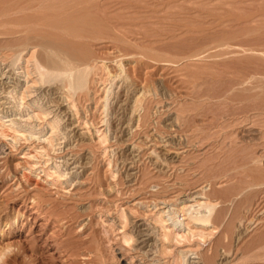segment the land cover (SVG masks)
Returning <instances> with one entry per match:
<instances>
[{"label": "rangeland", "instance_id": "1", "mask_svg": "<svg viewBox=\"0 0 264 264\" xmlns=\"http://www.w3.org/2000/svg\"><path fill=\"white\" fill-rule=\"evenodd\" d=\"M22 1L23 0H16L15 5L17 6L18 4L17 7L14 5L15 0H13V2L10 0L0 1V89H2V91L4 90L3 88L8 85L9 80V84L13 83L12 81L14 78L11 77H16L15 71L17 70L13 68L16 66L14 62L16 58L14 57L18 54H16V51L19 52L18 49L25 46L24 37H26L25 35L28 37L29 34L27 32L26 34L25 31H23L24 33L18 32L25 30L23 29L25 25L23 21L25 20L21 21V19L23 17V19H25L27 14L31 15L37 12L36 8L38 5H34H36V2L37 4L39 2V0H35V4L32 3V5H30L34 0H28L29 3L27 0H24L26 2L25 6L21 4ZM24 1L22 3H24ZM91 1H95L94 3L98 1V6L103 7V9L101 8L103 12L99 10L100 7L97 12L99 14L101 11L100 13L102 15H99L102 17L105 15V24L109 25L106 26V32L103 34V36H105L104 39H102V36V38L98 40H86V45L89 50L97 59L104 60L107 67L105 70L97 71L98 75H95L93 72L90 74L92 83H89L90 90L86 89V92L88 96L91 95L90 97L92 98L88 97V101L86 100L85 102L82 100L78 105L79 115L81 116L80 120L82 122L84 120L87 123L85 125L86 127L82 124V129H80L83 131L84 128L85 134H81L78 127L74 128V125L72 126V132L62 128V133H59L60 137H62L57 141L61 142L59 144L60 146L54 145L48 147L47 145V151L43 154V151H41L42 153L39 151V146L41 144L43 145L42 141L37 138L36 140L27 133H25L27 135L22 138L21 135L19 136V133H15L10 129L7 132L9 135L3 136V130L1 129L2 120H0V143L6 144L7 142V144L14 143L15 145L14 149L0 160V167L2 168L0 172V256L2 258L4 257V260L2 258L0 259V264H99L98 262L101 260L109 264L112 262L116 264V262H114L116 257H114L113 247H116L120 242V240L117 239L120 235H116L115 233L121 230V228L116 230V232L112 231L113 233L111 230L108 231L110 233L108 235V232L103 228L102 222H100L101 219H99V215L101 214L102 218L106 219V223H108L107 221H115L116 223H114L117 225L118 218L116 217L119 211L124 207L130 219L128 220V229L131 230L132 233L134 229V233L136 234H133L135 238H137V228H140L137 224L146 220V216H143V213L148 212L144 215H149L150 211L155 209L154 204L159 202L160 198H165L166 200L169 198V200L172 199V204H170L171 207L178 208L184 200L190 199L192 202L191 199L200 198L198 196L207 193L206 195L210 196L212 201L219 202L220 207H218L223 210L219 215L217 214V217L213 218V226L219 227V229L217 228L218 230L215 228V236L219 238L222 234L220 235V233H217L223 229L225 224L230 222L229 220L232 212L235 210L240 211V208L246 211L247 207L245 208L244 196L248 193V190H243V192L246 193L245 195L239 194V196L237 194L238 191H240L239 186L242 185L241 182H245L246 180L247 182L252 181V175H255L254 179L257 178L256 180L258 181L257 186L264 183V110H262L264 107H262L263 103L261 105V102L264 100V67H262L263 69L261 68V66H264V52L262 51L264 49V0ZM27 5L28 7L30 6L29 8L36 7L33 8V10L35 11L36 9V11L33 12L32 9H30L31 11L29 10L30 12L26 11L25 9H29ZM193 6H196V9ZM11 8L12 11L9 12L8 10ZM19 9L21 10L20 13L18 11ZM13 10H15V12ZM13 12L15 14H13ZM8 13L11 15H8ZM12 14L16 16L19 15L17 16L18 18L13 16L12 19L14 22L11 19ZM248 14H251L252 17L248 16ZM233 15L235 17H233ZM20 16L22 18H20ZM106 16H109V20ZM14 18L20 20L22 25L19 24V21L14 20ZM107 20L111 24L108 23ZM16 22L18 26L21 25L22 28H18L15 24ZM26 26L27 24L24 28ZM248 27L251 28V31ZM20 28L21 30H19ZM109 28L110 32L107 31ZM235 29L236 32L242 30V34H245L243 31H247L249 36L247 34H245V36L242 34L240 35L241 32L238 33L239 36L235 32ZM252 31H255V34L259 32L257 33L258 35H255L258 39L254 37ZM107 33L111 34L108 35ZM236 35H238L237 39L239 38L240 41H237ZM206 37L208 41L205 40ZM255 38L259 41L255 40ZM247 40H253V45H256L253 46L255 48L251 46L252 44L247 45L251 43H247ZM236 41L241 42V46L237 44ZM227 42L232 44V48L230 47L232 51L229 48V43L226 45ZM259 42L262 44L261 47L263 46V49L259 46L257 47V45H260ZM203 43L206 44V46ZM207 45L210 46L208 47ZM211 46L213 49H211ZM239 47H242V51ZM140 48L143 49L141 50ZM228 50H230L231 53H229ZM252 50H254V52H252ZM192 51H194L195 56L187 54ZM197 51L198 54L200 53L199 55L197 54L200 57L196 56ZM216 51L219 53L218 55H220L219 59L218 55L215 58L217 54ZM255 51L258 53L256 54ZM250 53L253 54L251 55ZM156 54L157 57L155 56ZM210 54H212V56ZM100 55L102 57H100ZM165 55L167 57H165ZM176 55L178 58H176ZM250 55L253 57L256 56L255 59ZM258 56L261 59H258L261 65L255 61L257 60L256 58H259ZM246 58L247 62H245L247 64L249 63L251 66L254 64L256 66L258 65L257 68L260 67L261 69L258 68V71L255 65L252 67L249 65L247 66V64L242 62L246 60ZM174 59H176V61H174ZM241 59L244 60L241 61ZM226 60L228 62L230 60L232 61L230 63L235 65L237 72L239 70L238 74L236 70L233 69L234 67L230 68V71L234 70L233 73H230L228 67L232 65L227 63ZM226 65L228 66L225 67ZM249 67L255 68L256 70H249ZM241 70L246 74L248 73L251 79H248L247 75L241 77L243 75L242 72H240ZM260 70H263V72H260ZM216 74L218 75L216 76ZM239 74L242 75L240 76ZM250 74L261 76H259L258 79L257 76L252 75L253 78ZM6 79H8V81ZM242 79L244 80L243 85L239 84V82L243 83ZM245 83H247V85ZM260 83L263 85V88L259 87L258 89V87H255ZM54 84H56V86L59 85V83ZM54 84L47 83L42 89L38 90V96L42 94L44 96H42L44 102L56 96L55 94H51V97H49L50 94L48 95L49 91H52V89L56 87ZM235 88H238V93H235L237 92ZM42 90L44 91L42 92ZM253 90L256 92V95ZM261 90L263 92L260 95L259 93ZM226 91L229 92L227 93ZM106 92H108L107 95L109 94V102L107 101V110H105L103 114L102 109L105 106V102H103L102 105L99 104L100 109H98L96 108L95 101L101 98L104 99ZM3 93V95H6V92ZM258 94L261 97H258ZM76 95L77 93H75V97ZM0 96L2 95L0 94ZM241 96L244 98L247 97L244 100H246L247 103L249 102L248 106L247 103L241 99ZM254 96L256 99L253 98ZM234 97L235 99H232ZM237 97L240 98L238 99ZM257 98H259V102ZM2 100H6V98H1L0 102ZM136 100H138L137 108H135L136 103H134ZM222 100L226 104L221 102ZM231 100H235V103L231 102ZM239 101L244 104H241L244 109L240 111L239 109H241L242 106ZM9 104L12 105V103H5V105L0 106V109L4 108V106H9ZM255 105H257V108L261 111L257 109ZM249 106L253 108L251 109ZM238 107H240L238 111H235ZM14 108L16 109V107ZM7 109L8 108H5V110ZM8 110H10L9 113H12L10 107ZM14 110L13 112H15ZM229 111H231V113ZM237 112L240 114H237ZM243 112L245 113L243 114ZM2 114L3 111L0 110V115ZM248 115L251 117H247ZM18 116L21 115L18 114ZM239 117L242 119L240 120ZM65 119L66 120L63 122L66 124L69 123V119H67V117H65ZM247 119L249 120L247 121ZM34 120V123L39 121L38 119ZM184 120H186V123ZM237 120L240 124H238L239 122ZM234 122L235 124L233 125ZM223 123V127L227 124H229V126H225V129L221 128ZM259 124L262 125L260 126ZM86 128L88 130H86ZM96 128L101 130L106 129V132L104 131V133H106L105 143L101 142L99 139L100 135L99 132L96 131ZM67 132H71V136H66V138L64 136ZM63 133L64 136L62 135ZM27 136L28 138H26ZM29 136H31V138ZM12 138L14 139L13 141ZM14 141H17V143ZM58 147H62L63 150ZM55 149L56 151L59 150L57 151L58 153L54 151ZM245 149H249V154ZM26 152L28 153L27 155L32 154L33 156L23 160L24 158L21 156ZM242 153L244 156H241ZM66 154H70L68 157L72 158L70 159L71 169H68L69 172L71 171V174L68 173V177H65L68 178L69 182L51 184L41 181L40 185L38 187L36 186L35 189L33 187L35 183L32 182H35L36 173L40 172L41 176L45 177V172L41 171L42 168L49 166L47 169L53 171V162L55 160L65 159V156L67 157ZM51 157H53V159H51ZM37 162L43 164L44 167ZM29 163H37V165H41V168L38 167L39 169L35 172L29 168ZM225 166L228 169L225 168ZM23 170H27L26 173L28 176L26 177H29L27 182L25 180L26 177L21 178ZM250 173L252 174L251 176ZM70 175L71 177H69ZM50 177L54 176L51 175ZM235 180L237 183H233L236 182ZM231 183L233 185H231ZM203 185L205 186L202 187ZM234 188L237 189L235 190ZM224 191L234 193L231 195L228 194L231 196V199L228 200V197H225ZM85 195L86 198L84 197ZM34 197L35 201H32ZM257 197H255V199H257ZM232 199H234L235 202L232 201ZM262 199L264 200V198ZM263 200V206L262 204L259 206L260 211H258V207H256L257 209L254 208L255 210H252L250 213L251 215L255 211V215L251 216L254 217L255 220L260 217L261 224L256 223L259 219H257L258 221L253 219L252 223L249 222L248 219L239 226L241 222L238 221V218H236L237 220L235 219L236 222H234V227L236 230L234 228L233 230H235V233L237 230V233L245 231V233L243 232L245 235H242L239 239H237L238 236L234 237L231 244L235 246L230 245L231 247L228 248L232 250L229 254L234 252V254L230 256L231 258L229 257L232 259L234 256V264H250L252 261L261 264L262 262L264 263V261L261 262V257H259L261 259L260 261L256 259L257 261L252 260L250 262L251 259H248V262L246 256L249 252L248 244L251 243L252 239L258 238V235L264 232ZM242 202L244 203L243 206ZM160 205L162 207L163 205L166 206V204L163 203H160ZM167 208L169 209L170 206H167ZM131 212L133 214H130ZM141 212L143 217H139L141 216L139 215ZM16 216L19 217L20 223L10 230L9 224L7 223L13 221ZM181 217L182 216H180V218ZM254 222L256 224H254ZM152 225H149L151 230L156 229L154 228L155 226L153 225L152 227ZM102 230L105 235L102 234ZM235 233L234 235L236 236ZM152 234L154 236L150 240L152 246L149 247L151 248L150 253L154 252L152 254L154 256L159 240H157V234L154 232H152ZM217 238H215V240ZM236 239L239 241L237 242ZM130 242L132 245L136 242L133 246L141 245L135 240H130ZM126 244L129 245L128 243ZM96 247H99V251H96ZM246 248H248V250ZM224 249L222 250V248H220L222 256L219 255L220 257H217L216 264H224L226 262H224V260L228 259H223V256H225L223 253L227 252L224 251ZM94 251L98 252V254ZM94 255H96V258L103 256L99 257V260H97L93 257ZM192 256H194V254ZM113 257L115 260H112ZM104 258H107L110 262ZM239 258L243 259L240 261ZM191 259L193 258L191 257L190 260Z\"/></svg>", "mask_w": 264, "mask_h": 264}, {"label": "bare ground", "instance_id": "2", "mask_svg": "<svg viewBox=\"0 0 264 264\" xmlns=\"http://www.w3.org/2000/svg\"><path fill=\"white\" fill-rule=\"evenodd\" d=\"M1 1V0H0ZM6 1V0H5ZM13 2V0H10ZM24 1V0H23ZM22 1V2H23ZM97 1V0H96ZM22 5H25L26 6V2L24 1V3H22ZM27 2L29 3V1L27 0ZM92 2V3H90ZM95 2V1H94ZM93 1L91 0H39L38 4L36 2V5L35 4V0L34 2L32 1L30 3V5H32V3H34L33 5L34 6H37L36 7H33V8H36L37 9V12L36 9L35 11L33 10V8H29L28 5L27 7L29 8L28 10L25 9L26 11L30 12L32 9L33 14H27V16H25V19H23L21 16L20 18L21 21H23V24L25 23V25L27 24V26L24 28L23 26V29L25 30H21V25L22 23L20 22V20H17L16 18H14V20L16 21H19L18 23L21 24L20 26H18L17 22L15 23L17 25V27H21L19 30L21 31H18V28L16 27V30L18 32H23L25 31V33H29L28 34V37L27 35H25L26 37H24V42H25V46L18 49V51H16V54L15 55L16 58L14 60L15 62V67L13 68H16L17 71H15V74H16V77H11V78H14V80L12 81L13 83L12 84H9L10 80L8 81V79H6L8 81V85L3 88L4 90L2 91V89H0V94L2 96H0V99L1 98H6V100H2L0 103V106L2 105H5V103H12V105L9 104V106H4V108L0 109L1 111H3V114L0 115V120H2L1 122V125H2V135L3 136H7L9 135L7 132L8 130L12 129L13 132L15 133H19V136L21 135L22 138L23 136L29 134L31 136H33L35 139L37 138L38 140H41L43 145L41 144L39 146L40 148V152L43 151L45 154L46 151H47V145L48 147L49 146H54V145H59L61 142H57L61 137H60V134L59 133H62L61 130L62 128L67 129L69 131L72 132V126L74 125V128H77L78 127V130L82 129L81 128V125L83 124L84 127H86L85 125L87 124L83 119V122L80 120L81 116L79 115V109H78V105H79V102L82 100L86 102V100L90 97L88 96V93L86 92V89L90 90L89 89V83L91 82V75L92 72L95 73V75L97 74V71L99 72V70H105L106 69V65H105V62L104 60H99L95 57V55H93V53L89 50V48L87 47L86 45V40L91 39L94 40H98L99 38H102L103 34L106 32V29L108 26L107 24H105V15L104 17L100 16L102 15L100 12L98 14L97 10L98 8L100 7L99 10H102L103 7L102 6H98L97 2L94 3ZM225 2V1H224ZM234 2V1H233ZM8 3V2H7ZM16 3V0L14 2V5ZM167 3V1H166ZM169 3V2H168ZM240 3V2H239ZM228 4V3H227ZM230 4V3H229ZM236 4V3H235ZM253 4V3H252ZM256 4V3H255ZM11 5V4H10ZM101 5V4H100ZM234 5V4H233ZM237 5V4H236ZM18 6V4H17ZM15 5V7H17ZM182 6V5H181ZM180 6V7H181ZM186 6V5H185ZM239 6V5H238ZM250 6V5H249ZM10 7V6H8ZM194 8L196 6H193ZM217 7V6H216ZM230 7V5H229ZM233 7V6H232ZM19 8V7H18ZM16 8V9H18ZM26 8V7H25ZM102 8V9H101ZM106 8V7H105ZM185 8V7H184ZM187 8V7H186ZM209 8V7H208ZM258 8V7H257ZM196 9V8H195ZM205 9V8H204ZM216 9V8H215ZM231 9V8H230ZM232 9H235V8H232ZM247 9V8H246ZM8 10V9H7ZM30 10V11H29ZM194 10V9H193ZM201 10V9H200ZM225 10V9H224ZM237 10V9H236ZM9 12L12 11V8L10 10H8ZM15 12V10H13ZM19 13H20V9L18 10ZM203 11V10H202ZM209 11V10H207ZM231 11V10H230ZM255 11V10H254ZM259 11V10H257ZM13 12V14H15ZM103 12V10H102ZM239 12V11H238ZM242 12V11H241ZM264 12V11H263ZM263 12H262V15H263ZM18 13V12H16ZM234 13V12H233ZM247 13V12H246ZM250 13V12H249ZM253 13V12H252ZM258 13V12H256ZM3 14V13H2ZM10 13H8L9 15ZM12 14V17L11 19L13 18V16L17 17L19 15H13ZM214 14V13H213ZM225 14V13H224ZM223 14V15H224ZM236 14V13H235ZM255 14V12H254ZM253 14V15H254ZM11 15V14H10ZM216 15V14H215ZM218 15V14H217ZM214 16V15H213ZM222 16V15H221ZM231 16V15H230ZM238 16V15H237ZM240 16V15H239ZM248 16H251V14H248ZM247 16V17H248ZM255 16V15H254ZM107 17V16H106ZM109 17V16H108ZM107 17V19L109 20V18ZM113 17V16H111ZM233 17H235L233 15ZM252 17V16H251ZM18 18V17H17ZM19 18V19H20ZM238 18V17H237ZM114 19V18H113ZM221 19V18H220ZM107 20L108 23H110L109 21ZM111 20V19H110ZM218 20V19H217ZM231 20V19H230ZM233 20V19H232ZM240 20V19H239ZM238 20V21H239ZM243 20V19H242ZM262 20V19H261ZM13 21V19H12ZM112 21V20H111ZM114 21V20H113ZM219 21V20H218ZM251 21V20H250ZM254 21V20H253ZM4 22V21H2ZM6 22V21H5ZM14 22V21H13ZM120 22V21H119ZM259 22V21H258ZM115 23V22H114ZM122 23V22H121ZM219 23V22H218ZM256 23V22H255ZM254 23V24H255ZM3 24V23H2ZM12 24V23H11ZM10 24V25H11ZM111 24V23H110ZM250 24V23H249ZM263 24V23H261ZM13 25V24H12ZM11 25V26H12ZM120 25V24H119ZM256 25V24H255ZM6 26V25H5ZM222 26V25H221ZM252 26H253V22H252ZM261 26V25H260ZM260 26H258L259 28H261ZM110 27V26H109ZM113 27V26H112ZM111 27V28H112ZM197 27V26H196ZM257 27V28H258ZM263 27V25H262ZM13 28V26H12ZM195 28V27H194ZM203 28V27H201ZM249 28V27H248ZM254 28V27H253ZM252 28V29H253ZM256 28V29H257ZM196 29V28H195ZM242 29V28H241ZM239 29V30H241ZM251 28H249L250 30ZM255 29V28H254ZM262 29V28H261ZM264 29V28H263ZM5 30V29H4ZM3 30V31H4ZM203 30V29H202ZM206 30V29H205ZM230 30V29H229ZM233 30V29H232ZM257 30H260V29H257ZM256 30V31H257ZM110 32V28L109 30H107ZM112 31V30H111ZM242 31V30H241ZM239 31V32H241ZM251 31V30H250ZM7 32V31H6ZM197 32V30H196ZM234 32V31H233ZM235 32H236V29H235ZM234 32V33H235ZM238 31L236 32L237 34L239 33ZM253 32V31H252ZM255 32V31H254ZM253 32V33H254ZM15 33V32H13ZM24 33V32H23ZM26 33V34H27ZM118 33V32H117ZM206 33V32H205ZM233 33V34H234ZM243 33L247 34V31H243ZM252 33V35H253ZM259 33V32H257ZM256 33V34H257ZM108 35H110L109 33H107ZM199 34V33H198ZM198 34H195V35H198ZM242 34V32L240 33V35ZM245 34H242L245 36ZM254 33V37L257 38V36ZM17 35V34H16ZM107 35V36H108ZM200 35V34H199ZM203 35V34H202ZM205 35V34H204ZM208 35V34H206ZM232 35V34H231ZM239 35V34H238ZM236 35V39H237V36ZM239 35V36H240ZM248 35V34H247ZM246 35V36H247ZM251 35V34H250ZM258 35V34H257ZM262 35V33H261ZM263 35H264V32H263ZM20 36H21V33H20ZM211 36V35H210ZM234 36V35H232ZM242 36V37H244ZM249 36V35H248ZM22 37V36H21ZM105 36H103L102 39H104ZM253 37V38H254ZM264 37V36H263ZM111 38V37H109ZM196 38V37H195ZM216 38V37H215ZM219 38V37H218ZM249 38V37H248ZM247 38V39H248ZM251 38V37H250ZM255 38V40H257ZM22 39V38H20ZM208 39L207 37L205 38V40ZM220 39V38H219ZM252 39V38H251ZM82 40V41H81ZM200 40V39H199ZM204 40V39H202ZM204 40V41H205ZM213 40V39H212ZM210 40V41H212ZM228 40V39H227ZM254 40V39H253ZM253 40H247V45H250L252 44L251 46H256V45H253ZM254 40V41H255ZM100 41V40H99ZM208 41V40H206ZM237 41H240L239 38L237 39ZM237 44L240 45L241 42H237ZM245 41H246V38H245ZM259 41V40H257ZM97 42V41H95ZM203 42V41H202ZM78 43V44H77ZM192 43V42H191ZM212 43V42H211ZM229 42H227L226 45H228ZM258 43V42H257ZM260 43V42H259ZM190 44V43H189ZM202 44V43H201ZM204 44V43H203ZM236 44V45H237ZM256 44V43H255ZM192 45V44H191ZM206 46V44H204ZM211 45V44H210ZM209 45V46H210ZM231 45V46H230ZM238 45V46H239ZM261 43L260 45H257V47H261ZM29 46V47H28ZM90 46V45H89ZM190 46V45H189ZM204 46V47H205ZM208 46V45H207ZM208 46V47H209ZM241 46V45H240ZM200 47V46H199ZM206 47V48H208ZM232 48V44L229 43V48ZM250 47V46H248ZM263 47V46H262ZM261 47V48H262ZM176 48V47H175ZM221 48V47H220ZM224 48V47H223ZM222 48V49H223ZM230 48V49H231ZM255 48V47H253ZM252 48V49H253ZM141 49V48H140ZM143 49V48H142ZM141 49V50H142ZM170 49V48H169ZM182 49V48H181ZM210 49V48H209ZM211 49L212 46H211ZM239 49L241 50L242 47ZM249 49V48H248ZM263 49V48H262ZM185 50V49H184ZM244 50V49H243ZM259 50V49H258ZM261 50V49H260ZM153 51V50H151ZM183 51V50H182ZM187 51V50H185ZM205 51V50H204ZM229 53H231L230 50H228ZM235 51V50H234ZM242 51V50H241ZM240 51V52H241ZM250 51V50H248ZM257 51V50H256ZM255 51V52H256ZM264 52V49L262 50ZM155 52V51H154ZM193 52V53H192ZM191 53H187L191 56L194 55V51H192ZM217 52V51H216ZM238 52V51H236ZM239 52V53H240ZM251 52V51H250ZM252 52H254V50H252ZM146 53V52H145ZM158 53V52H157ZM162 53V52H161ZM160 53V54H161ZM211 53V52H210ZM214 53V52H212ZM224 53V52H223ZM243 53V52H242ZM258 52H256L257 54ZM260 53V51H259ZM13 54V53H12ZM141 54V53H140ZM153 54V53H152ZM168 54V53H167ZM166 54V55H167ZM170 54V53H169ZM181 54V52H180ZM198 54V51L196 52V56ZM209 54V53H208ZM219 53L217 52L215 58L217 57ZM251 54V53H250ZM253 54V53H252ZM251 54V55H252ZM264 54V53H263ZM14 55V54H13ZM165 55V57H167ZM175 55V54H174ZM173 55V57H174ZM212 56V54H210ZM209 55V56H210ZM230 55V54H229ZM250 55V56H251ZM144 56V55H143ZM147 56V55H146ZM153 56V55H152ZM157 57V54L155 55ZM154 56V57H155ZM159 56V55H158ZM172 56V55H170ZM177 56V55H176ZM175 56V57H176ZM184 56V55H182ZM186 56V55H185ZM210 56V57H211ZM100 57H102L100 55ZM99 57V58H100ZM153 57V58H154ZM164 57V56H163ZM180 57V56H179ZM189 57V56H188ZM200 57V56H198ZM207 57V56H206ZM214 57V56H213ZM253 57V56H251ZM256 56H254L253 58L255 59ZM259 57V56H258ZM13 58V59H14ZM162 58V57H161ZM178 58V56L176 57ZM190 58V57H189ZM220 58V55H218V59ZM228 58V57H227ZM240 58V57H239ZM252 58V60H253ZM262 58V56H261ZM11 59V58H10ZM106 59V58H105ZM152 59V58H151ZM160 59V58H158ZM157 59V60H158ZM171 59V57H170ZM180 59V58H179ZM217 59V60H218ZM226 59V58H225ZM230 59V57H229ZM257 60H255L258 64L260 63L261 65V62H260V57L259 58H256ZM258 59H260L258 61ZM154 60V59H153ZM163 60V59H162ZM178 60V59H177ZM214 60V59H213ZM221 60V59H220ZM240 60V59H239ZM244 60V59H241V61ZM249 60V59H248ZM264 60V59H263ZM159 61V60H158ZM173 61V59H172ZM174 61H176V59H174ZM216 61V60H215ZM223 61V60H222ZM227 61V60H226ZM240 61V62H241ZM247 58L246 60L242 61L244 62L245 64H247ZM250 61V60H249ZM248 61V62H249ZM254 61V60H253ZM251 61V62H253ZM10 62V61H9ZM209 62V61H208ZM207 62V63H208ZM232 62L231 60L227 63H230ZM250 62V64H251ZM264 62V61H263ZM262 62V64H263ZM211 63V62H210ZM209 63V64H210ZM224 63V62H223ZM226 63V62H225ZM12 64V63H11ZM10 64V65H11ZM232 66H229L228 69L230 71V68L234 67L233 69H235V65H233L232 63H230ZM239 64V63H238ZM242 64V63H241ZM240 64V65H241ZM254 64V63H252ZM14 65V63H13ZM225 65V64H224ZM249 65V63L247 64V66ZM255 65V64H254ZM252 65V66H254ZM209 66V65H208ZM216 66V65H215ZM228 65H226L225 67H227ZM251 66V65H249ZM251 66V67H252ZM258 66V65H257ZM257 66L255 65V68L258 70L261 69L262 67L264 66H261L257 68ZM203 67V66H202ZM213 67V66H212ZM12 68V69H13ZM207 68V67H206ZM205 68V69H206ZM255 68H250L249 67V70L251 69H254L256 70ZM204 69V71H205ZM213 69V68H212ZM218 69H219V66H218ZM223 69V68H221ZM239 69V67H238ZM263 69V68H262ZM232 70V69H231ZM236 70V69H235ZM243 70V69H242ZM240 71L242 72V74H239L241 77H244L247 75L248 79H251L250 76H248V73H244V71ZM14 71V69H13ZM216 71V70H215ZM214 71V72H215ZM218 71V70H217ZM259 71V70H258ZM263 72V70H260V72ZM202 72V71H201ZM206 72V71H205ZM224 72V71H223ZM228 72V70H227ZM226 72V73H227ZM234 70L230 71V73H233ZM237 72V70H236ZM253 72V71H252ZM258 72V73H260ZM209 73V72H208ZM212 73V71H211ZM222 73V72H221ZM239 73V70L237 72V74ZM253 73H256V72H253ZM229 74V73H228ZM236 74V73H235ZM261 74V73H260ZM13 75V74H12ZM10 75V76H12ZM98 75V74H97ZM207 75V74H206ZM218 74H216L217 76ZM222 75V74H221ZM238 75V76H239ZM251 75V74H250ZM253 75V74H252ZM251 75V76H252ZM263 75V73H262ZM3 76V75H2ZM5 76V75H4ZM6 76H7V73H6ZM204 76V75H203ZM213 76V75H212ZM220 76V75H219ZM239 76V77H240ZM253 76H257L256 75H253ZM252 76V77H253ZM261 76V75H259ZM259 76L258 79H259ZM90 77V78H89ZM95 77V76H94ZM102 77V76H100ZM99 77V78H100ZM210 77V76H209ZM238 77V78H239ZM250 77V78H249ZM10 78V77H9ZM215 78V77H214ZM218 78V77H217ZM254 78V77H253ZM261 78V77H260ZM264 78V77H263ZM96 79V78H95ZM245 79V78H244ZM5 80V79H4ZM234 80V79H233ZM238 80H241V79H238ZM254 80V79H253ZM101 81V80H100ZM243 83H240L239 84H244V80L242 79ZM246 81V80H245ZM3 82V80H2ZM95 82V80H94ZM99 82V81H97ZM230 82V81H229ZM237 82V81H236ZM255 82H256V79H255ZM54 84V83H59V85L56 86V84H54V86H56L54 89H52V91H49L48 95L50 94L49 97H51V94H55L56 96L54 98L51 97L50 100H48L47 102H44V96L42 94L39 95V91L40 89H42L44 87V85L46 84ZM61 83V84H60ZM92 83V82H91ZM104 83V81H103ZM191 83V82H190ZM195 83V82H194ZM248 83V81H247ZM247 83H245L247 85ZM1 85V84H0ZM4 85V84H3ZM91 85V84H90ZM238 85V84H237ZM249 85V83H248ZM258 85H262L261 83L258 84ZM255 86V87H261L263 88V85L262 86ZM50 86V85H49ZM94 86V85H93ZM197 86V85H196ZM233 86V85H232ZM236 86V85H235ZM234 86V87H235ZM1 87V86H0ZM237 87V86H236ZM244 87V86H243ZM248 87V86H247ZM246 87V88H247ZM194 88V87H193ZM192 88V89H193ZM198 88V87H197ZM239 88V87H238ZM237 88V89H238ZM245 88V89H246ZM105 89V88H104ZM195 89V88H194ZM224 89V88H223ZM232 89V88H231ZM236 89V88H235ZM236 89V90H237ZM48 90V89H47ZM50 90V89H49ZM249 90V89H248ZM255 90V89H254ZM253 90V91H254ZM257 90V88H256ZM255 90V91H256ZM44 90H42L43 92ZM105 91V90H104ZM108 91V90H107ZM195 91V90H194ZM254 91V92H255ZM264 91V90H263ZM261 90V92L259 93L261 95V93L263 92ZM3 92H6V95H3L4 93ZM41 92V93H42ZM227 92V91H226ZM229 92V91H228ZM227 92V93H228ZM241 92V91H240ZM38 93V94H36ZM75 93H77L76 97H75ZM108 92H106V96L105 98H101L99 100H96L95 103H96V108L100 109V105H102L103 102H105V106L103 107L102 109V112L104 114V111L107 110V101H108V95H107ZM221 93V92H220ZM235 93H238V90L237 92ZM244 93V92H243ZM242 93V95H243ZM196 94H197V91H196ZM231 94V93H230ZM254 94V93H253ZM258 94V97H261L259 96ZM47 95V94H46ZM255 95H256V92H255ZM43 96V97H42ZM198 96V95H197ZM229 96V95H228ZM234 96V95H233ZM237 96V95H236ZM48 97V99H49ZM94 97V96H93ZM136 97V96H135ZM226 97V96H225ZM242 97V96H241ZM263 97H264V94H263ZM92 98V97H90ZM139 98V97H138ZM238 98V97H237ZM236 98V99H237ZM240 98V97H239ZM238 98V99H239ZM247 98V97H246ZM244 97H242L241 99L243 101L246 102V99ZM250 98V97H249ZM254 99L255 96L253 97ZM54 99V100H53ZM95 99V97H94ZM231 99V98H230ZM232 99H235L232 98ZM87 100V101H88ZM91 100V99H90ZM126 100V99H125ZM226 100V99H225ZM229 100V99H228ZM240 100V101H242ZM259 100V98H257V101ZM131 101V100H130ZM140 101V99H139ZM235 100H231V102H234ZM239 101V102H240ZM250 101V100H249ZM254 101V100H253ZM52 102V103H51ZM109 102V101H108ZM223 102V100L221 101ZM237 102V101H236ZM259 102V101H258ZM258 102H255L257 104H259ZM121 103V101H120ZM124 103V102H123ZM126 103V102H125ZM136 103L135 104V108H137L138 106V100H136ZM224 103V102H223ZM235 103V102H234ZM249 103V102H248ZM248 103H247V106H248ZM263 103V106L264 107V100L263 102H261V105ZM93 104V103H92ZM226 104V103H224ZM223 104V105H224ZM243 104L240 102V105ZM219 105V104H218ZM233 105V104H232ZM244 105V104H243ZM222 106V105H221ZM226 106V105H225ZM230 106V105H228ZM242 106V105H241ZM254 106V105H252ZM256 108H257V105H255ZM10 107L12 113H9L10 110H8ZM16 107V109L14 108ZM80 107V106H79ZM251 107V106H249ZM247 107V108H249ZM5 108H8L7 110H5ZM15 112H13V110ZM81 108V107H80ZM123 108V107H122ZM224 108V107H223ZM240 107L236 108L235 111H238ZM246 108V107H245ZM253 107H251L252 109ZM244 109L243 106L241 107L240 110ZM259 109V108H257ZM262 109V108H261ZM224 110V109H223ZM260 110V109H259ZM264 110V109H262ZM196 111V110H195ZM246 111V109H245ZM250 111V110H249ZM261 111V110H260ZM96 112V111H95ZM148 112V111H147ZM218 112V111H217ZM220 112V111H219ZM231 113V111H229ZM242 112V111H241ZM247 112V111H246ZM2 113V112H1ZM83 113V112H82ZM87 113V112H86ZM123 113V111H122ZM245 112H243L244 114ZM18 114H20L21 116H18ZM237 114H240L237 112ZM256 114V113H255ZM252 115V113H251ZM259 115V114H258ZM263 115V114H262ZM250 115H248L247 117H249ZM65 117H67V119H69V123H64L63 121L66 120ZM215 117H216V114H215ZM238 117V116H237ZM236 117V118H237ZM251 117V116H250ZM249 117V118H250ZM187 118V117H186ZM240 118V117H239ZM238 118V119H239ZM243 118V116H242ZM240 118V120L242 119ZM34 119H38L39 121L37 123H34L35 120ZM137 119V118H136ZM217 119V118H216ZM255 119V118H254ZM260 119V118H259ZM34 120V121H33ZM88 120V118H87ZM86 120V121H87ZM92 120V119H90ZM187 120V119H186ZM184 120V122L186 121ZM218 120V119H217ZM227 120V119H226ZM245 120V119H244ZM249 119H247L248 121ZM37 121V120H36ZM179 121V120H178ZM234 121V120H232ZM238 121V120H237ZM243 121V120H242ZM241 121V122H242ZM257 121V120H256ZM255 121V122H256ZM90 122V121H89ZM134 122V121H133ZM220 122V121H219ZM239 122V121H238ZM237 122V123H238ZM260 122V121H259ZM130 123V122H129ZM186 123V122H185ZM247 123V122H245ZM252 123V122H251ZM226 124V122H225ZM235 124V122L233 123V125ZM240 124V122L238 123ZM249 124V123H247ZM138 125V124H137ZM220 125V124H219ZM218 125V126H219ZM224 123L222 124V127L221 128H224L225 129V126H229V124L225 125L223 127ZM260 126L262 124H259ZM233 127V126H231ZM89 128V127H88ZM214 128V127H213ZM218 129V128H217ZM86 130H88L86 128ZM90 130V129H89ZM106 130V129H105ZM105 130H101L99 128H96V131L99 132V139L101 140V142H104L106 141V133H104ZM77 131V130H76ZM218 131V130H216ZM223 131V130H222ZM229 131V130H228ZM71 132H67V134L64 136V133H65V130H64V133L62 134L64 137H68V136H71ZM75 132V130H74ZM79 132V131H78ZM86 132V131H85ZM106 132V131H105ZM257 132V131H256ZM263 132V131H262ZM27 133V134H25ZM76 133V132H75ZM80 133H84V128H83V131L80 130ZM261 133V132H260ZM264 133V132H263ZM77 134V133H76ZM85 134V133H84ZM89 134V133H88ZM210 135V134H209ZM213 135V134H212ZM226 135V134H225ZM31 136H29L31 138ZM74 136V135H73ZM83 136V135H82ZM86 136V135H85ZM102 136V137H101ZM66 137V138H67ZM264 137V136H263ZM14 138V136H13ZM12 138V141L15 139ZM28 138V136L26 137ZM6 139V138H5ZM36 139V140H37ZM69 139V138H68ZM63 140V139H62ZM65 140V139H64ZM71 140V139H70ZM15 143H17V141H14ZM38 142V141H37ZM56 142V143H54ZM105 143V142H104ZM233 143V142H232ZM261 143V142H260ZM104 145V144H103ZM235 145V144H234ZM14 143L13 144H10L6 142V144H1L0 143V160L3 159L4 157H6L8 155L9 152H11V150L14 149ZM60 146V145H59ZM262 146V145H261ZM64 147V146H63ZM71 147V146H70ZM236 148V145L234 146ZM244 147V146H243ZM252 147H255V146H252ZM251 147V148H252ZM55 148V147H53ZM59 149H62V147H58ZM231 148V147H230ZM242 148V146H241ZM250 148V147H249ZM258 148V146H257ZM63 150V149H62ZM241 150V149H240ZM239 150V152H240ZM244 150V148H243ZM247 152L248 150L245 149ZM50 151V150H48ZM56 151V149L54 150ZM59 151V150H57ZM56 151V152H57ZM236 151V150H235ZM234 151V152H235ZM242 151V150H241ZM54 152V153H56ZM62 152V151H61ZM60 152V153H61ZM244 152V151H243ZM255 152V151H253ZM252 152V153H253ZM260 152V151H259ZM32 153V152H31ZM42 153V152H41ZM58 153V152H57ZM263 153V152H262ZM28 153H24L23 157L24 159L23 160H26L27 157H32L33 155L29 154L30 155H27ZM238 154V152H237ZM247 154V153H246ZM249 154V152H248ZM42 155V154H41ZM59 155V154H58ZM67 155V154H66ZM70 156V154H68ZM67 155V157L65 156V159L63 160H55L53 162V166H52V169L53 171H50L47 169V167L49 168V166H43V164H41L44 168H42V172H45V177H42L40 172H37L36 175H35V182H32V183H35V185L33 186L34 188L37 186L40 185V182L43 181L44 183H51V184H56V183H62L63 182H69L68 178H65V177H68V173L69 170L68 169H71V162H70V159L72 158H69ZM260 155V154H259ZM39 156V154H38ZM43 156V155H42ZM45 156V155H44ZM63 156V157H64ZM241 156H244L243 153ZM247 156H250V155H247ZM55 157V156H54ZM236 157V156H235ZM248 158V157H247ZM262 158V157H261ZM51 159H53V157H51ZM58 159V158H56ZM231 159V158H230ZM243 159V158H241ZM259 159V158H257ZM22 160V161H23ZM245 160V159H244ZM256 160V159H255ZM46 162V161H45ZM240 162V161H239ZM260 162V161H258ZM256 162V163H258ZM36 164H32V163H29V168L33 171H37V169H39L38 167L41 168V165H37ZM24 164V163H23ZM45 164V163H44ZM231 164V163H230ZM46 165V164H45ZM245 165V164H244ZM28 166V165H27ZM65 166V167H64ZM246 166V165H245ZM256 166V165H255ZM28 168V167H27ZM225 168H227L225 166ZM246 168V167H245ZM47 169V170H46ZM228 169V168H227ZM240 169V168H239ZM244 169V168H243ZM248 169V168H247ZM246 169V170H247ZM68 170V171H67ZM225 170V169H224ZM238 170V169H236ZM235 170V171H236ZM2 171V168L0 167V172ZM27 170H23L22 172V177H26L28 176L27 173H26ZM258 171V170H257ZM262 171V170H261ZM226 172V171H225ZM228 172V171H227ZM232 172V171H230ZM237 172V171H236ZM247 172V171H246ZM251 172V171H250ZM244 173V172H243ZM242 173V174H243ZM256 173V172H255ZM71 174V173H70ZM225 174V173H224ZM227 174V173H226ZM229 174V173H228ZM240 174V173H239ZM246 174V173H245ZM51 175H53L54 177H50ZM73 175V174H72ZM241 175V174H240ZM252 174L250 173V176ZM258 175V173H257ZM34 176V175H33ZM249 176V175H248ZM255 176V175H254ZM254 176L252 175V181H249L247 182V180L244 182L242 181V185L239 186L240 187V191H238V195L239 194H246L245 192H243L244 189H247L248 190V193L244 196V201H245V208H246V211L243 210V208L241 209L240 207V211H234L232 212V215H230V222L225 224V226H223V229H222V226H221V229L217 234L220 233V235L222 234V236H219V238H217L215 235H216V230L215 228L219 229V227H216L215 225L213 226V218L214 217H217L219 215V213L222 210V208H219L220 204L219 202H215V201H212V199L210 198V196H206L203 194V195H200L198 197L200 198H193L191 199L192 202L190 201V199H187V200H184L180 205V207L178 208H172L170 204H172V199L171 200H166L165 198H160L159 202H156V199H155V204H154V208L153 211H150L149 215H144L145 213H143V216H146V220H144V222H141L139 224H137V226H139L140 228L138 230V237L135 238L134 234V229H133V233L131 230L128 229V220H130L128 217L129 215L127 214V212L125 211L124 207L123 209H121L119 211V214L117 215L116 218H118V221H117V225H115V221H107L108 223H106V219H103L101 214L99 215V219H101L100 222H102V225H103V228L106 230V232L110 231L111 232H116V230H118L119 228H121V230H118L117 233H115L116 235H120L115 238L119 239V242L118 245H116V247H113V252H114V257H116V260L115 258L113 257L112 260H115L114 262H116V264H216L217 262V257L219 255H221L222 253L220 252V248H222V250L224 249V251H227L226 253H223V255L225 254V256H223V259H227V260H224V264H234V259L232 257V259H230L231 255L234 254V252H232V254H229L231 253L232 250L228 249L229 247H231L230 245H233L231 244L232 240L234 239V237H237V239H239L242 235H245L243 234V232L245 233V231L243 232H238L236 231L235 233V230L236 228L234 227V222H236V218H238V221H240V225H242V222H246L248 219H249V222L252 223L254 217H252L251 215H255L254 213H256L254 211L253 214L250 215L251 211L252 210H255L257 209L256 207H258V211L259 210V206L262 204L263 206V203H262V198H264V183L261 184L260 186H257L258 185V181L256 179H254ZM71 177V175L69 176ZM234 177V176H233ZM243 177V176H242ZM246 177V176H245ZM240 178V177H239ZM238 178V179H239ZM27 179H29V177H26V182H27ZM234 179V178H232ZM40 180V181H39ZM236 181V180H235ZM30 182V180H29ZM262 182V181H261ZM31 183V182H30ZM31 183V184H32ZM74 183V182H73ZM79 183V182H78ZM233 183H237L236 182H233ZM243 183H246V184H243ZM30 184V185H31ZM97 185V184H96ZM231 185H233L231 183ZM240 185V184H239ZM52 186V185H51ZM205 185H203L202 187H204ZM257 186V187H255ZM43 187V186H42ZM71 187V186H70ZM236 187V186H235ZM46 188V187H45ZM233 188V187H232ZM26 189V188H25ZM36 189V188H35ZM235 189V188H234ZM237 189V188H236ZM235 189V190H236ZM33 190V189H32ZM231 191V190H230ZM246 191V190H244ZM70 192V191H69ZM181 192V191H180ZM225 192V197H228V200L231 199V194H234V193H230V192H227V191H224ZM100 193V192H99ZM221 193V192H220ZM223 193V192H222ZM84 194V193H83ZM88 194V193H87ZM230 194V195H228ZM236 194V195H237ZM224 195V194H223ZM237 195V196H238ZM81 196V194H80ZM83 196V195H82ZM178 196V195H177ZM193 196V195H192ZM235 196V195H234ZM236 196V197H237ZM240 196V195H239ZM259 196V197H257ZM86 198V195L84 196ZM190 197V196H189ZM230 197V198H229ZM242 197V195H241ZM255 197H257V199H255ZM235 198V197H234ZM239 198V197H238ZM179 199V198H178ZM223 199V198H222ZM227 199V198H225ZM262 199V200H261ZM227 200V201H228ZM236 200V199H235ZM243 200V199H242ZM32 201H35V197ZM232 201H234V199H232ZM238 201V200H237ZM240 201V200H239ZM258 201V202H257ZM264 201V200H263ZM90 202V201H89ZM174 202V201H173ZM235 202V201H234ZM160 203H163V204H166V206L163 205V207L160 205ZM241 203V202H240ZM243 202H242V206H243ZM118 205V204H117ZM222 205V204H221ZM241 205V204H239ZM257 205V206H255ZM90 206V205H89ZM167 206H170V208L168 209ZM219 206V207H218ZM86 207V206H85ZM88 208V207H86ZM91 208V207H90ZM135 208V207H134ZM168 210H167V209ZM235 208V207H234ZM255 208V209H254ZM261 208V207H260ZM93 209V208H92ZM263 209V207H262ZM234 210V209H233ZM239 210V209H238ZM262 211V210H261ZM134 212V210H133ZM148 213V212H147ZM146 213V214H147ZM243 213V214H242ZM261 213V212H260ZM74 214V213H73ZM130 214H133L132 212ZM135 214V213H134ZM139 214V213H138ZM218 214V215H217ZM141 216L139 217H143L142 216V212L141 214H139ZM222 215V214H221ZM229 215V214H228ZM77 216V215H76ZM91 216V215H90ZM138 216V215H137ZM180 216H182L180 218ZM226 216V215H225ZM232 216V217H231ZM257 216V215H256ZM74 218V217H73ZM115 218V219H116ZM224 218V217H223ZM264 218V217H263ZM138 219V218H137ZM236 219V220H235ZM259 219V221L257 220ZM256 220L258 222L256 223H260V217L257 218ZM98 220V219H97ZM114 220V219H113ZM215 220V219H214ZM255 220V219H254ZM255 220V221H256ZM262 220V218H261ZM216 221V220H215ZM226 221V220H225ZM115 222V223H114ZM130 222V221H129ZM20 223V220H19V217H15L13 219V221L11 222H8L7 224H9V228L10 230L15 227L16 225H18ZM151 223V224H150ZM226 223V222H225ZM254 222V224H256ZM154 225L156 229H153L151 230V228L149 227V225ZM222 224V223H221ZM224 224V222H223ZM233 224V225H231ZM248 224V223H247ZM261 224V223H260ZM100 225V224H99ZM119 225V226H118ZM152 225V227H153ZM238 225V224H237ZM236 225V227H237ZM213 226V227H212ZM85 227V226H84ZM255 227V226H254ZM102 228V229H103ZM233 228L235 230H233ZM241 228V227H240ZM243 228H244V224H243ZM242 228V230H243ZM251 228V227H250ZM217 229V230H218ZM248 229V228H247ZM245 230V229H244ZM259 230V229H258ZM156 231V232H155ZM241 231V230H240ZM257 231V230H256ZM103 232V230H102ZM112 232V233H113ZM137 232V231H136ZM152 232H154L155 234H157V240H159V243H158V246L156 247V251H155V254L154 256L152 255L153 253L151 251V248L149 246H152L150 243V240L152 239L153 234ZM95 233V232H93ZM234 233L236 234V236L234 235ZM102 234L105 235V233L103 232ZM108 235L110 234L109 232L107 233ZM106 234V235H107ZM154 234V235H155ZM109 237V236H107ZM244 237V236H243ZM255 237V236H254ZM215 238H217L215 240ZM257 238V237H256ZM252 239L251 240V243L248 244L249 246V250L248 248H246L248 251V254L246 255L247 256V260L248 259H251L250 262L252 260H261L264 261V232H262L261 234L258 235V238L257 239ZM227 239V240H226ZM236 239V241H237ZM130 240H135V241H138L139 244L141 245H137V246H133L132 244H130ZM155 240V239H154ZM153 240V242H154ZM226 240V241H225ZM241 240V239H240ZM110 241V240H109ZM235 241V240H234ZM235 241V242H236ZM239 241V240H238ZM237 241V242H238ZM137 242V243H138ZM126 243H128L129 245H127ZM234 243V242H233ZM117 244V243H116ZM236 244V243H235ZM98 245V244H97ZM115 245V244H114ZM127 245V246H126ZM235 246V245H233ZM238 247V246H237ZM247 247V246H246ZM99 248V247H98ZM98 248L96 247V251L98 250ZM103 249V248H102ZM228 249V250H227ZM238 249V248H237ZM100 250H101V246H100ZM155 250V249H154ZM10 251V250H9ZM94 251L95 253L98 254V252ZM99 251V250H98ZM101 252V251H100ZM112 252V251H111ZM237 252V250H236ZM104 253V252H103ZM5 254V253H4ZM7 254V253H6ZM100 254V253H99ZM102 254V253H101ZM105 254V253H104ZM113 254V253H112ZM194 254V256H192ZM92 256V255H91ZM99 256V255H97ZM103 256V255H102ZM102 256H99V257H102ZM222 256V255H221ZM93 257L96 258V255H94ZM98 257V258H99ZM106 257V256H104ZM193 258L190 260V258ZM220 257V256H219ZM230 257V258H229ZM261 257V259L259 258ZM2 257L0 256V259ZM4 258V257H3ZM2 258V259H3ZM7 258V257H6ZM98 258H96L97 260H99ZM259 258V259H258ZM103 259V258H101ZM105 260H108L107 258H104ZM243 259V258H242ZM241 258H239V260L241 261L242 260ZM246 259V258H245ZM4 260V259H3ZM6 260V259H5ZM256 260V261H257ZM110 262V260H108ZM107 261V262H108ZM221 261V259H220ZM98 262V261H97ZM96 262V263H97ZM223 262V260H222ZM221 262V263H222ZM249 262V260H248ZM99 264H109V263H106L104 260H101L98 262ZM113 263V262H112ZM111 263V264H112ZM114 264V263H113ZM220 264V263H219ZM237 264V263H236ZM249 264V263H248ZM250 264H261V263H256L255 261H252ZM262 264H264L262 262Z\"/></svg>", "mask_w": 264, "mask_h": 264}]
</instances>
